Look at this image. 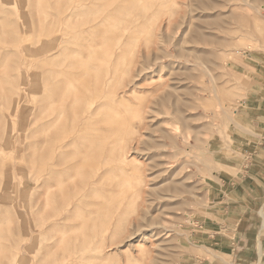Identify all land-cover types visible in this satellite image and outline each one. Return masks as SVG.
Masks as SVG:
<instances>
[{"label": "rangeland", "instance_id": "374dc122", "mask_svg": "<svg viewBox=\"0 0 264 264\" xmlns=\"http://www.w3.org/2000/svg\"><path fill=\"white\" fill-rule=\"evenodd\" d=\"M259 95L264 0H0V264H258Z\"/></svg>", "mask_w": 264, "mask_h": 264}, {"label": "crops", "instance_id": "0c3cea01", "mask_svg": "<svg viewBox=\"0 0 264 264\" xmlns=\"http://www.w3.org/2000/svg\"><path fill=\"white\" fill-rule=\"evenodd\" d=\"M253 102H255V105L253 104ZM257 104L260 105L259 108L257 107ZM243 108L245 111L242 113V117H246V119L243 121L245 122V121H248V119H250L248 121L250 124V126H248V130L254 132V130H252L251 127H253V124H256L255 118L257 116H259V114H261V112H264V95L263 96L259 95V97H254V99L249 101L248 103L245 102L243 104ZM257 132H259V131H257ZM260 136H262V138H261V141L259 142V144H260L259 146H262L264 144V133ZM257 151H258L257 152L258 155L256 156L255 161L253 162L254 164L252 165V170H251L253 176L252 175H244L245 181L243 184L244 185L246 184V185L250 186L251 188H252L251 184L252 185L257 184L256 180L264 179V147H260L259 149H257ZM240 180H241V178H240ZM233 186H237V185L235 184ZM240 187L243 188L242 183H241ZM237 192H238V190L236 191V194H238ZM228 199H229V197H228ZM233 199L235 200L234 202L238 203L239 200H237V198H233ZM234 205H236V203H234ZM239 205H241L240 202H239ZM239 205H237V206H239ZM262 215L264 218V213ZM263 231H264V222H263V225L261 226V230L257 231V236L255 239L256 248H257V255H258V257H257L258 264H259V262H261V261L263 262V260H264V241L261 238V234ZM242 241H244V242H242ZM234 242L236 243V239L234 240ZM241 242L243 243L241 248H243V246H244V248H247V249H245V250L239 249V251L234 250V253H233L234 255H232V256L229 255L231 257L229 264H239L237 257H241V258H245V259L250 257L251 251L249 250V247L247 246V244L251 242L249 237L245 234V236L242 237V240L240 241V243ZM240 254H242L244 256H242ZM260 264H262V263H260Z\"/></svg>", "mask_w": 264, "mask_h": 264}, {"label": "bare ground", "instance_id": "6f19581e", "mask_svg": "<svg viewBox=\"0 0 264 264\" xmlns=\"http://www.w3.org/2000/svg\"><path fill=\"white\" fill-rule=\"evenodd\" d=\"M92 1V0H91ZM111 1V0H110ZM176 0H174V2H175ZM96 2V1H95ZM113 2H114V0H113ZM138 2V1H137ZM143 1H141V3H142ZM158 2V1H157ZM108 4H109V2H108ZM110 5V4H109ZM121 7H123V6H121ZM132 7V6H131ZM104 8V7H103ZM107 9V8H106ZM113 10H115V9H113ZM117 10V9H116ZM116 10H115V12H116ZM120 11V10H119ZM110 12H111V10H110ZM111 15V14H110ZM143 15V14H142ZM108 17H110V16H108ZM129 17H130V15H129ZM128 17V18H129ZM145 19V18H144ZM219 19V18H218ZM109 21V20H108ZM108 21H106V22H108ZM135 21V20H134ZM143 21V20H142ZM110 22V21H109ZM127 25V24H126ZM110 27V26H109ZM114 27V26H113ZM106 28V27H105ZM109 29V28H108ZM124 29V28H123ZM122 29V30H123ZM121 30V29H120ZM121 30V31H122ZM138 33V32H137ZM106 39V38H105ZM109 41V40H108ZM105 42H107V41H105ZM100 45H102V44H100ZM99 45V46H100ZM104 45V44H103ZM113 46H114V43H113ZM97 47V46H96ZM110 48V47H109ZM88 50H89V48H88ZM91 50V49H90ZM121 50H122V48H121ZM87 51V50H86ZM74 52H76V51H74ZM77 53V52H76ZM120 54V53H119ZM121 57H122V55H121ZM156 58V57H155ZM118 60V59H117ZM78 69V68H77ZM80 69V68H79ZM73 70V69H72ZM143 69H140V72L142 71ZM78 72V71H77ZM80 72H82V71H80ZM87 73V72H86ZM77 74V73H76ZM75 74V75H76ZM73 75V74H72ZM75 75H73V78H74V76ZM80 75V74H79ZM70 77V76H69ZM78 77V76H77ZM89 77V76H88ZM85 78V77H84ZM75 79V78H74ZM79 80V79H78ZM78 80H77V83H78ZM82 80V79H81ZM80 81V80H79ZM63 82V81H62ZM70 82V81H69ZM61 83V82H60ZM66 83H67V81H66ZM71 83H72V81H71ZM136 83V82H135ZM59 84V83H58ZM74 84H76V83H74ZM69 85V84H68ZM72 85V84H71ZM83 85V84H82ZM89 85V84H88ZM84 86V85H83ZM74 87V86H73ZM80 87V86H79ZM55 88V87H54ZM67 89V88H66ZM74 89V88H73ZM79 89V88H78ZM57 91V90H56ZM63 92V91H62ZM61 92V93H62ZM67 92V91H66ZM64 93V92H63ZM126 93V92H125ZM128 93V92H127ZM174 93V92H173ZM174 94H176V93H174ZM57 95V94H56ZM64 95V94H63ZM175 96V95H174ZM177 96V95H176ZM54 97V96H53ZM52 97V98H53ZM56 97V96H55ZM178 97V96H177ZM57 98V97H56ZM59 98V97H58ZM123 98V97H122ZM61 99V98H60ZM65 99H67V98H65ZM175 99H177V98H175ZM56 100H58V99H56ZM55 101V100H54ZM64 101V100H63ZM68 101V100H67ZM183 100H181V102H182ZM50 102H51V100H50ZM61 102V101H60ZM60 102H59V104H60ZM179 102V101H178ZM53 103V102H52ZM63 103V102H62ZM164 104H165V101L163 102ZM184 104H185V102H183ZM55 104V103H54ZM71 104V103H70ZM166 105V104H165ZM68 106V105H67ZM187 105H185L184 107H186ZM195 106H197V105H194V107ZM53 107V106H52ZM56 107V106H55ZM62 107V106H61ZM60 107V108H61ZM188 108V107H187ZM54 109H57V108H54ZM59 109V108H58ZM73 109V108H72ZM61 110V109H60ZM189 110V109H188ZM75 111V110H74ZM86 112H89V109L88 110H86ZM53 113V112H52ZM74 113V112H73ZM181 113V112H180ZM179 113V114H180ZM51 113H50V111H49V115H50ZM54 114V113H53ZM52 115V114H51ZM63 116H64V114H62ZM61 115V116H62ZM62 116V117H63ZM56 117V116H55ZM62 117H60V118H62ZM60 118L59 119H56V120H60ZM67 119V118H66ZM72 122H73V120H71ZM62 122V121H61ZM60 122V123H61ZM58 124V123H57ZM62 124V123H61ZM58 126V125H57ZM50 127V126H49ZM55 128V127H54ZM189 129V128H188ZM200 137V136H199ZM120 147V146H119ZM85 150V149H84ZM125 150H123L122 149V151H121V153H119V155H120V157H121V159H122V161H126V163H127V160H128V157L126 156V152H124ZM129 155V154H128ZM139 162V161H138ZM133 163V162H132ZM135 163V162H134ZM128 165V164H127ZM136 166V165H135ZM134 167V166H133ZM74 176V175H73ZM142 178V177H141ZM74 181V180H73ZM142 181H143V179H142ZM88 183H89V181H88ZM144 183V182H143ZM75 184H77V182L75 183ZM81 185V184H80ZM139 187H141V186H139ZM73 188V187H72ZM76 188V187H75ZM74 188V189H75ZM86 190V189H85ZM75 191H77L76 189H75ZM139 198H140V194H139ZM102 203H104V202H102ZM69 207L70 206H72V208L71 209H67L68 210V212H72V209L75 207L74 206V203H73V201H70L69 202ZM93 205V204H92ZM100 205V204H99ZM64 211V210H63ZM97 213V212H96ZM82 214V213H81ZM63 222V221H62ZM65 238V237H64ZM64 240V239H63ZM145 250V249H144ZM209 252H211L212 253V251H210V250H208ZM148 254V253H147ZM213 254V253H212ZM216 256L218 257V258H221V259H223V256H222V253L221 252H217V254H216Z\"/></svg>", "mask_w": 264, "mask_h": 264}]
</instances>
